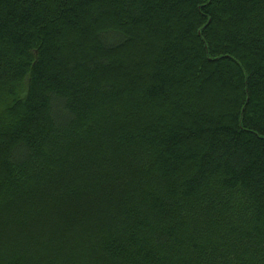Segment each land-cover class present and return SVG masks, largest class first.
I'll return each mask as SVG.
<instances>
[{
    "label": "trees",
    "instance_id": "1",
    "mask_svg": "<svg viewBox=\"0 0 264 264\" xmlns=\"http://www.w3.org/2000/svg\"><path fill=\"white\" fill-rule=\"evenodd\" d=\"M0 264H264V0H0Z\"/></svg>",
    "mask_w": 264,
    "mask_h": 264
}]
</instances>
